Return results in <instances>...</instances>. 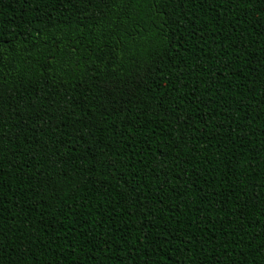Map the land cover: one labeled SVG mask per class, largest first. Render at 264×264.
<instances>
[{"label": "trees", "instance_id": "16d2710c", "mask_svg": "<svg viewBox=\"0 0 264 264\" xmlns=\"http://www.w3.org/2000/svg\"><path fill=\"white\" fill-rule=\"evenodd\" d=\"M0 264H264V0H0Z\"/></svg>", "mask_w": 264, "mask_h": 264}]
</instances>
